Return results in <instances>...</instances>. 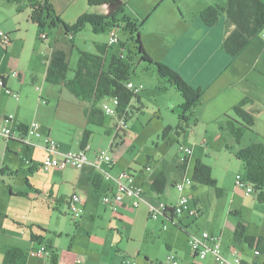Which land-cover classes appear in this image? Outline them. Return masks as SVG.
<instances>
[{"label":"rangeland","instance_id":"374dc122","mask_svg":"<svg viewBox=\"0 0 264 264\" xmlns=\"http://www.w3.org/2000/svg\"><path fill=\"white\" fill-rule=\"evenodd\" d=\"M94 13H103V9L97 8ZM29 17V9L18 13L14 5L0 6V32L7 33L10 29L15 28L13 30L15 32L9 33L11 43L7 46L0 44V76L5 79L9 77V89L20 97L17 100L16 97L8 95V92H4L0 84V115L2 117L5 111L9 112L8 114H17L20 110V115L25 123L36 122L41 126V129L50 128L54 140L65 146L78 149L85 131L84 125L79 120L63 115L60 96L63 93L68 97V94L71 93L63 84L54 85L46 80V64L44 62L47 59L48 48L58 45L57 47L67 54L69 65L67 78L72 79L79 64V50L96 53L94 41L105 42L109 35L96 34L90 26L73 37L67 36L61 28H52L47 30V39L42 40L38 33V27L30 21ZM139 22L142 20L140 19ZM146 30L150 31V28L148 27ZM71 37L74 40H71ZM119 37L126 43L124 54L127 56L130 50L134 51V43L128 34L120 32ZM118 46L119 43L113 46L109 52L110 56ZM166 46L182 47L181 44L175 45L172 41H168ZM188 46L186 45L184 48L186 49ZM147 47L154 51L156 46L147 44ZM171 63L177 65L176 60H172ZM12 73L16 76H12ZM130 79L135 84H142L144 90L139 94L140 100L135 98L132 102L133 108L129 113L127 127L123 129L124 131L118 132L119 137L117 136L118 138L115 139L116 116L107 115L104 126L87 124L86 128L92 131L89 140L90 152L95 153L99 149L110 151L114 159L112 165L114 166V177H118L121 173H119V165L124 160H129L131 164L133 162L142 163L143 167L147 164L154 170H164L168 175V186L166 192L161 195L169 202L177 203L180 198L177 185L181 183L185 185L184 194L191 199V202L190 194L193 193L201 199V202L206 203L202 215L187 218V222L190 223L188 230L191 237L208 233L216 238L222 232L225 241L222 244V251L229 261H233V257L227 250H224L227 249L229 242L234 245L237 252L244 249L245 253L249 254L250 249L245 243L234 241L236 218L230 214V211L240 210L242 221L247 224L249 234L264 235V205H260L254 199V195H247L246 188L238 184L237 177L240 176L244 179L245 171L243 163L235 157L234 153L249 146L253 143L252 141H262V137H264V63L260 64L254 72H250L248 84L250 94L257 100L252 113L258 129L246 133L241 144L234 143L231 135L219 128L221 120L216 122L219 116L213 117L206 114V112H216L214 109L216 103L210 100L211 95L203 97L207 98L205 106L197 110V114L193 116V119L197 120L196 125L193 121L191 128L186 129L185 132L179 130L177 133L180 124L178 111L179 106L183 103L182 96L168 82L158 76L154 66L140 61L135 55H133V72ZM164 88L167 89L164 90ZM241 93V91L238 92L233 98L231 94L228 101L238 99ZM105 101L113 106L111 99ZM211 120H213L212 123ZM166 127H171V130L164 135ZM205 131L206 135H204ZM125 133L126 135H124ZM3 138L5 137H0V168L8 167L9 171L13 173L0 176V212L2 213L0 215V245L7 244L13 240L14 236V240L23 238L29 241L31 231L38 233L41 232L40 229H43L46 230V238L65 256L69 255L67 251L73 240L74 250L70 258L66 256L67 261H70L71 264H88L84 256L88 254L92 257V254L96 252V246L103 250L105 261L109 260L107 255L110 251L116 254L117 247L115 250H111L113 235L116 234L117 240L122 237L124 242L129 243L131 249L141 246L143 249L142 260H144L145 253L150 256L148 264H170L167 257L174 253L167 250L166 241L156 228L161 226L162 221H159L156 227L154 223H149L152 225L153 231L150 239H145L143 242L139 238L138 228L131 222L128 224L127 235H130L134 241L131 238L128 239L125 234H118L117 228L121 229V216L134 219L138 213L136 209L126 207L127 209H120L119 215L114 214L110 207H107L102 201L103 191L97 195L93 193L91 183L86 178V170L77 171L65 168L61 175L57 174L54 177L56 181L54 185L50 182V176L53 175L52 171L55 169L45 171L40 168V171L29 173V166L21 162L17 154L18 148L10 144L12 149L7 150V141ZM113 142L117 143V146L114 144V148L111 149ZM181 145L186 150L190 149L193 152L187 173L178 167L179 158L183 153V150H180ZM226 145L230 146V150L226 148ZM40 154L39 150L35 152L36 161H42ZM31 158L32 156H29V159ZM198 158H202L214 169L213 177L218 180L219 187L223 189V197H218L212 187L185 183L187 179L192 178V171ZM116 162L118 166H116ZM131 168L138 169V166L134 164ZM20 169L22 171H19ZM147 171L151 170L148 168ZM78 175L83 178L80 182V189L87 195L89 208L100 213L94 223L90 219L86 222L85 230L75 227V221L66 203L55 201L59 195L65 197L72 191ZM59 177L70 178L72 184L67 186L60 182ZM26 184L31 185L33 192L25 190ZM8 185L13 187L15 198L10 196ZM52 189L55 196L50 198L48 192H51ZM21 191L27 197H19L18 193ZM25 192L29 194V198ZM31 207L32 210H30ZM145 220L143 217V221ZM195 221L197 224L194 223ZM18 223L23 224L24 227L19 228ZM6 224L9 226L13 224L18 230L16 234H11ZM170 228V237L173 243L179 247V264H192L193 254L189 240L191 237L187 236V238L181 233L178 236L176 235L179 234L178 231L173 226ZM78 230L81 231V234L77 233ZM173 235L177 237L175 238ZM251 251L253 252V250ZM130 259L137 260L139 264H146L138 258L134 259L133 256H130ZM259 259L263 264L264 252L259 256ZM197 263L218 264L213 257L207 261L198 260ZM30 264H50V261L44 253L30 257Z\"/></svg>","mask_w":264,"mask_h":264},{"label":"crops","instance_id":"0c3cea01","mask_svg":"<svg viewBox=\"0 0 264 264\" xmlns=\"http://www.w3.org/2000/svg\"><path fill=\"white\" fill-rule=\"evenodd\" d=\"M50 1L53 4L56 12L68 24L75 23L81 15L85 13H94L97 9L95 7H91L89 5L88 0H50ZM121 1L125 4L126 14L132 20L134 19H137L139 21L140 19L142 21L145 20V24H144L145 27L143 26L144 30L142 29L141 37H142V41H144L143 42L144 46L147 52L151 55V57L157 61L164 62L170 65L171 67H173L192 86L204 88L205 92L203 94V97L207 95L212 96L210 100L216 103V105L214 106L216 112H209V113L206 112L208 116L210 115H212L213 117L219 116L216 122H218V120L225 119L226 115L233 116V111H232L233 107L237 105L244 98H251L253 100L252 103L246 105L245 109L251 113L254 111L257 100L255 96L251 95L249 92V88H248L249 76L251 71L254 72L259 67L260 64L264 63V38L261 35L255 38L254 40H252L249 46L244 50V52L237 59L232 60L227 54H225L222 45L225 38L229 35V33L233 30L234 27L229 26L227 24L225 16H223L219 21V23L214 27L205 26L200 17V13L207 7L211 5H220L222 7H225L227 6L228 0H121ZM6 5L8 4H5V2L0 0V6L6 7ZM148 27L150 28V31L146 30ZM14 29L15 28L10 29V31L7 33L11 34V32H15L13 31ZM168 41L174 42L175 45L177 43L179 45L181 44L183 48L167 47L166 44ZM105 42H107V40ZM103 43L104 42L101 41H94L95 47L97 44H103ZM147 44L155 45L156 46L155 50L151 51L147 47ZM186 45L189 46L185 49L184 46ZM57 46L58 45H54L53 47L50 46L48 48L47 59L44 62L46 64V74L52 52L54 50L61 49ZM161 51L163 52L162 55H161ZM172 60H176L177 65L171 63ZM210 62H212V64H210ZM193 77L195 78L194 80ZM0 78L3 77L0 76ZM8 78L9 77H7L5 81H6V86H8L9 88ZM240 91L242 93L241 95H239L238 99H233L232 101L231 100L228 101V98L231 94L233 98ZM206 99L207 98H203V103L198 108V110H200V108L205 106ZM60 103H62L63 105V115L68 116L72 119L79 120L86 129L87 120L84 115V109L88 106V103L78 100L71 94L70 95L68 94V97H66V94L63 93L60 96ZM8 113L9 112L5 111L3 113V116L6 114L8 115ZM11 114L14 115L15 118L13 122V127L16 130V137L13 138L11 141L7 142V146H8L7 150L12 149L10 144L15 145L18 148L17 154L19 155L21 162L29 166L28 167L29 173L33 174L37 171H40V168L43 169L42 163L47 155V151L44 149V138L50 136L51 138L53 137L52 129L50 128L41 129V126H39V133H41L42 135V137L40 138H37L35 136V133L29 131L26 139L30 141L31 145H28L25 141H22L21 138H19L21 136V132H19L17 129L18 126H20V124H24L28 127H30L31 124L25 123L23 117L20 115V110L19 113L17 114L15 113H11ZM200 114L201 113L199 112V115ZM212 122L213 120H211V123ZM255 129H258L257 124L255 126ZM206 134L207 132L205 131L204 135ZM263 139L264 137H262V140ZM56 142L58 143V150L61 153H66L68 151H79L81 149V147H79L78 149H73L72 146L69 147L59 143L58 141ZM252 142H257V140ZM114 144L117 146V143L113 142L111 143V149L114 148ZM88 147L91 150V147L89 145ZM38 150L41 152L40 156L42 158V161H36L34 157L35 152H37ZM90 150L88 151V158L89 160H95L96 153L98 151L95 153H91ZM29 156L30 157L32 156V158L29 159ZM198 159H202V158H198ZM191 161L192 159L190 158L187 164L188 166L186 173L188 172L189 164ZM134 164L138 166V169L131 168ZM112 165L113 163L110 165L107 163H102L100 168L86 165L81 170L72 167L69 168L77 171L86 170L85 173L86 178L91 183V186L93 188V193L97 195L103 191L101 195L103 201L104 196L112 193V189H113L112 187L114 186L113 180L107 179L105 176V172H108L112 177L113 175H115L113 174L114 166ZM116 166H118L117 162H116ZM145 166L143 167L142 163L133 162V164H131L129 160H124L119 165L120 168L119 173L122 171H130L134 175L136 184L142 186L145 189L144 192L146 193L144 194V197L148 201L157 204H163V203L172 204V205L176 204L173 202H169L163 195L153 192V190L151 189L152 182L155 180L157 175L164 170L151 169V171H147ZM19 171H22V169H20ZM62 171L64 170L52 171L53 175L50 176L51 179L50 182H52L53 185L56 182L54 180V177L57 174L61 175ZM6 173L11 174L13 172L9 171L8 167L0 168V176H5ZM98 175L103 176V183L101 185L100 191L97 193L92 184V179H94ZM166 176L168 182V175ZM58 179L60 180V182L65 183L67 186L72 184L70 178L59 177ZM81 179L83 180V178L78 175L74 181L72 191H70V193L65 197L64 195L61 196L59 195L55 199V201L57 203L60 202L66 203L69 209V200H70L69 198L73 194L81 195L83 198V204H82L83 216L79 220H75L74 218L73 220L75 221L74 223L76 224L75 225L76 228L81 227L82 229L85 230L84 226L86 222H88L90 219L92 220V223H94L95 219L100 216V213L97 210H93L89 208L88 206L89 201L87 195H85L84 191L80 189ZM26 186L27 188L25 187L26 188L25 190L28 189L30 192H33V189L30 184H26ZM8 189L10 192V196L12 198H15L16 195H14L13 187L8 185ZM192 189L194 190V187H192ZM165 192L166 190L164 191V193ZM20 193H22V191ZM20 193H18V195ZM25 193L28 194L27 192ZM48 194L50 198H53L55 196L53 189L51 192H48ZM252 195L254 194H251L249 196ZM20 196L21 195H19V197ZM190 196L192 198L191 205L197 207L198 209H201L203 214L206 208L205 205L206 203L201 202V199H199L193 193L190 194ZM21 197H27V195ZM28 198H29V194H28ZM106 206L110 207L112 212H114V214L116 215H119L122 209H127L125 206H121L119 209L115 211L113 207L111 208V206L108 205ZM30 210H32V207L30 208ZM136 210L138 211V213L136 214L134 219L124 218V215L121 216V220H120L121 229L117 228V233L123 235L125 234L128 237V239L131 238L134 241V239L130 235H127L128 224L129 222H131L133 226L138 228L139 238L143 242L145 239H150L151 232L153 231V227L149 223L150 222L154 223V226L156 227L157 223H159V221H162L161 222L162 227L161 226L156 227L157 231L161 235H163V239L166 241V246L170 247V250L173 253H175L178 258H180L179 250H178L179 247H177L173 243L170 237V231H171L170 226H173L175 230L178 231L179 234L176 235L179 236L183 234L186 237L187 236L191 237L192 235L188 230V225L190 224L187 222L188 216L185 215L177 216L176 218L173 219V221L167 219L154 221L149 218L148 208L146 205H141ZM238 211L240 212V210ZM1 214L2 213L0 212V215ZM143 217H145L146 219L145 221H143ZM194 223H196V221ZM17 225L19 226V228L24 227V225L20 223H18ZM245 225L247 227V224ZM6 226L10 229L9 232L11 234L12 233L16 234V232L18 231L13 224L10 226L6 224ZM77 233L81 234V231L78 230ZM176 235L173 236L176 238L177 237ZM196 235L199 234L196 233ZM219 235L222 237V242H220L222 256L225 258L227 264H236V257L234 256V249H235L234 245H232V243L229 242L227 245V249H224L225 251L227 250L230 253V255L233 257V261H229L222 251L223 249L222 244L223 242H225L223 239V233L220 232ZM250 235H254V234H250ZM9 236L11 237V235ZM254 236H264V235L256 234ZM14 239L15 236L13 237V240L9 241L7 244L0 245V264H2L6 250L11 246L20 247L24 249L26 252L37 249L39 247L37 243L31 242V240L28 241L27 239H23V238L18 240H14ZM72 241L69 250L67 251L69 255H66L69 258L71 257L72 251L74 250ZM112 243L113 245H111V250H115V248L117 247L116 254L110 251L109 255H107L109 260L105 261L104 253H102L103 250L97 248L96 246V252L92 254V257L89 256L88 254L84 256L85 259H87L88 264H123L124 259L127 257L130 259V256H133L134 259L138 258L140 259V261H144V263L146 264L150 263L148 262L150 256L147 253H145L144 260H142L141 254L143 252V249L141 246L131 249L129 243L124 242L122 237L117 240L116 234L113 235ZM208 244L212 245V242H208ZM52 245L55 247L53 243ZM249 252H250L249 254H246L244 249L243 251L239 252L240 259L245 262L244 264H262L261 259H259V256L261 254L255 255L254 254L255 251L253 250L252 252L251 249L249 250ZM59 255L60 258L58 264H71L70 261L66 260V256L63 255L60 251H59ZM211 255L212 254H209L207 258L203 261H207L210 257H213L217 262L215 256L214 255L211 256ZM29 264H30V258H29ZM192 264H198V263L196 260L193 259Z\"/></svg>","mask_w":264,"mask_h":264},{"label":"trees","instance_id":"16d2710c","mask_svg":"<svg viewBox=\"0 0 264 264\" xmlns=\"http://www.w3.org/2000/svg\"><path fill=\"white\" fill-rule=\"evenodd\" d=\"M1 1L9 5H14L18 13L29 9V19L38 27L40 37L43 34L47 35V30L52 28H61L67 36L71 35L73 37L82 32L87 26H90L96 34L105 33L110 37L111 33H116L118 36L117 43L110 44L108 38L107 42L96 45V53L79 50V64L75 76L72 79L67 78L69 65L68 57L64 50H54L49 60L46 80L54 85L63 84L75 98L88 103V106L84 109V115L88 125L104 126L107 115L103 111L102 103L107 99L116 98L118 99L119 104L116 107L115 115L117 117L115 139L119 137L118 132L124 131L123 129L127 127H122L120 123L123 121L127 124V120L130 117L129 113L133 108V100L135 98L140 100L139 94H135L127 87L128 82H132L130 77L133 72V55L138 57L140 61L145 62L150 66H154L158 76L168 82L171 87L182 96L183 103L179 106L178 111L180 124L177 133H179V130L185 132L186 129L191 128L193 121L194 125H196L197 120L193 119V116L197 114L198 108L203 103L205 89L202 87L195 88L173 67L164 62L156 61L151 57L147 52L141 37L145 20L142 22H139L137 19L132 20L126 14L125 4L121 0H88L91 7L102 8L103 13H85L73 24L66 23L60 17L50 0ZM223 16L226 17L227 24L234 28L225 38L222 48L225 54H227L232 60H235L244 52L252 40L264 33V0H228L227 6L225 7L211 5L200 13L201 20L207 27L216 26ZM120 32L130 35V39L134 43V51L130 50L127 56L124 54L126 43L120 40ZM72 37L71 40L73 39ZM118 43L119 46L117 49L115 48L110 56V50ZM2 79L4 80H2L1 87L6 91V89H8L6 81L5 78ZM166 89L167 88H164V90ZM252 102L253 100L251 98H244L233 107V116L226 115L225 119L220 122V129L222 131H227L236 144H241L246 133L252 132L255 129L256 121L254 115L245 109L246 105ZM17 130L21 132L19 138L24 141L28 136L29 127L20 124ZM170 130L171 127H166L164 135ZM124 135H126V133ZM91 136L92 131L86 128L80 144L81 149L89 148L88 145ZM12 139L13 138H10L6 141L9 142ZM182 147L184 146L181 145L180 150H182ZM226 148L230 150L229 145H226ZM234 155L244 165V179L238 176L240 182L245 188L248 186L252 187L256 201L259 204L264 205V139L262 141L253 142L249 146L237 150ZM182 156L183 153L180 158ZM191 156L192 154H187L185 160L183 162L180 161V164L178 165L184 173L187 171V164ZM148 163L150 164V162ZM145 167L146 170H148V168L151 170V167L147 165ZM213 176V168L211 165L205 163L202 159H197L195 161L191 179L193 184L195 183L212 187L215 189L217 196L221 198L224 195V191L219 187L218 180ZM102 183L103 176L101 175L92 179V184L97 193L100 191ZM133 183L140 186L136 184L135 178ZM114 187L115 186L112 187V192ZM166 187L167 176L165 171H162L152 182L151 189L153 192L163 194ZM145 193L146 192H144V194ZM19 195L24 196V193H20ZM106 196H104V198ZM128 200L129 199H125L124 203L120 204L116 210L121 206L137 209L141 205H146L143 203L136 208L129 204L131 201ZM169 207L171 206L167 204L165 217H159L157 220L151 218L149 208L147 207L149 218L154 221L160 219L173 221L177 216L174 215V210ZM199 211L200 214H202V210L199 209ZM230 214L236 218L234 241H238L241 244L245 243L249 249L257 251L258 254H263L264 236L248 234V229L244 221H242V215L238 210L233 209L230 211ZM82 216L83 212L77 220L82 218ZM40 231L41 232L38 233L31 231V242L37 243L39 246L45 244L50 252L48 256L50 264H58L60 258L59 250L52 245V242L49 239H46V230L40 229ZM216 238L222 242L221 236H216ZM166 247L169 252H172L170 247ZM29 252H26L20 247L11 246L6 250L2 264H29ZM192 254L193 259L196 261L205 260L200 259L197 251L192 250ZM170 256H175V260L179 263V258L174 253L167 257L170 264H173L169 259ZM127 260L131 261L132 264H138L136 260H131L128 257L124 259V262ZM244 263L245 262L241 260L240 264Z\"/></svg>","mask_w":264,"mask_h":264},{"label":"built area","instance_id":"2783aa9c","mask_svg":"<svg viewBox=\"0 0 264 264\" xmlns=\"http://www.w3.org/2000/svg\"><path fill=\"white\" fill-rule=\"evenodd\" d=\"M262 37L264 38V33L262 34ZM41 39L45 40L47 39V35H42ZM118 36L116 33H111L109 37V43L114 44L117 43ZM11 43V37L9 33H4L3 31L0 32V44L3 46H7ZM12 76H16L14 73H12ZM2 78H0V84L2 86ZM127 87L132 90L135 94H140L144 90V86L142 84H135L133 82H128ZM8 88V87H7ZM6 92H8V95L16 97L17 100H19V95L13 91H11L9 88L6 89ZM113 106L109 105L104 101L102 103L103 111L108 116H115L116 115V107L118 106L119 102L118 99L114 98L111 99ZM14 115L8 114L5 116L0 117V137H5L3 139H10L16 137V130L13 127L14 122ZM120 125L122 127H126V122H121ZM39 124L34 122L30 125L29 131H32L35 133V136L37 138L42 137L41 133H39ZM28 131V132H29ZM24 141L31 145L30 141L26 138ZM44 149L47 151V155L44 158V161L42 163V167L44 170L48 171L51 169L55 170H63L65 168H75V169H83L86 165L94 166L100 168L102 163L112 164L114 163V159L109 152V150L105 149H99L96 153L95 160H89L88 158V151L87 149H80L79 151H68L66 153H61L58 150V143L51 137H45L44 138ZM183 150V156L180 158V161L183 162L186 158V155H191L192 152L190 149H185L182 147ZM185 150V151H184ZM105 176L107 179H112L114 184V190L112 194L107 195L103 201L105 204L111 206L116 211V208L124 203L125 199H129L133 207H139L141 204H146L149 208L150 216L152 219L157 220L159 217H165V212L167 209V204H157L154 202H150L144 197V188L142 186L135 185L134 182V175L130 172L123 171L119 174L118 177H112L108 172H105ZM185 183L189 185H193V182L191 179H187ZM238 184H243L240 182V179L238 177ZM177 189L180 193V198L178 199L177 203L174 205H170L174 210L175 216H188V217H199L200 211L197 207L191 205V199L188 196H185V185L184 184H178ZM247 195L253 194L252 187L246 188ZM82 204H83V198L79 194H74L70 200H69V209L72 213V217L77 220L82 212ZM191 246L192 250L198 252V256L200 259H206L208 254H212L215 256L216 260L220 264H227L225 258L221 254V244L219 239L210 236L208 233H204L202 236L198 237H191ZM208 242H212V245H209ZM49 256L50 252L49 249L45 244L40 245L37 249L31 250L29 252V257H35L39 256L41 254ZM255 254H258L257 251H255ZM234 256L236 257V264L241 263L240 259V253L237 252V250L234 249ZM170 261L173 264H179L175 260V256H170ZM124 264H132L131 261L127 260L124 262Z\"/></svg>","mask_w":264,"mask_h":264},{"label":"clouds","instance_id":"9594fccd","mask_svg":"<svg viewBox=\"0 0 264 264\" xmlns=\"http://www.w3.org/2000/svg\"><path fill=\"white\" fill-rule=\"evenodd\" d=\"M90 150V149H89ZM110 152V151H109Z\"/></svg>","mask_w":264,"mask_h":264}]
</instances>
